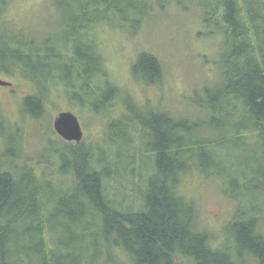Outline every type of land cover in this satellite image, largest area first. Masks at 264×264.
Returning a JSON list of instances; mask_svg holds the SVG:
<instances>
[{
  "label": "trees",
  "instance_id": "16d2710c",
  "mask_svg": "<svg viewBox=\"0 0 264 264\" xmlns=\"http://www.w3.org/2000/svg\"><path fill=\"white\" fill-rule=\"evenodd\" d=\"M171 1L184 10L198 3L208 34L223 35L220 80L194 95L201 112L175 116L128 97L124 115L106 121L102 141L49 138L38 163L57 161L39 171L31 159L19 162L22 129L0 111V264H177L178 256L194 264H264V207L256 204L264 205V0H49L57 21L38 33L14 27L12 0H0V73L36 83L24 99L32 119L60 87L99 116L117 101L124 107L94 29L137 33L158 3ZM132 71L153 85L163 65L142 52ZM225 147L241 152L225 155ZM148 161L154 168L143 178L142 205L115 198L109 180L123 178L124 169L142 176ZM190 172L223 178L224 194L238 201L219 246L180 191Z\"/></svg>",
  "mask_w": 264,
  "mask_h": 264
},
{
  "label": "rangeland",
  "instance_id": "374dc122",
  "mask_svg": "<svg viewBox=\"0 0 264 264\" xmlns=\"http://www.w3.org/2000/svg\"><path fill=\"white\" fill-rule=\"evenodd\" d=\"M187 4L190 8L184 10L176 2L158 3L134 34L107 25L94 29L109 77L118 86L119 94L126 96L122 98L124 107L119 104L121 101H115V106L104 115L99 116L79 100L71 103L65 89L60 87L51 91L41 118L32 119V115L24 112V99L29 93L37 91L36 83L24 77L10 78L0 73V79L12 82L10 86L0 85V111L14 128L20 126L24 137L23 154L26 157L20 158L19 162L28 158L39 171L49 165L48 169L52 171L56 156H52L48 163L39 164L38 155L49 138L63 139L55 129V119L63 111L74 112L83 127L84 137L80 142L72 141L75 144L102 141L107 130L106 121L124 115L128 97L141 106L151 104L160 111H171L175 116L199 114L201 110L194 104V95L195 92L202 94L206 87H213L220 80L219 58L220 51H223V35L220 32L209 35V25L201 17L203 9L196 2ZM9 16L14 20V27L25 26L27 33L46 31L57 21L56 8L49 0H12ZM142 52L152 53L161 61L163 76L160 82L149 85L133 73V65ZM195 98L199 101L204 97ZM135 142L137 145L138 141ZM240 152V149L232 147L224 149L225 155ZM138 156L141 165L143 159ZM122 160L127 163V159ZM149 167L154 168L150 161L148 170L145 169L142 176L133 177L124 169L123 178L109 180L111 194L115 198L126 199L128 204L132 202L134 207L142 205L143 178L148 176ZM223 182L220 177L209 180L197 172H190L184 176L180 188L185 197L194 201L198 225L210 233L215 246L225 241V227L239 208L238 201L224 194L227 185ZM256 204L259 208L264 207L260 201ZM176 262L194 264L184 256H178Z\"/></svg>",
  "mask_w": 264,
  "mask_h": 264
},
{
  "label": "water",
  "instance_id": "95a60500",
  "mask_svg": "<svg viewBox=\"0 0 264 264\" xmlns=\"http://www.w3.org/2000/svg\"><path fill=\"white\" fill-rule=\"evenodd\" d=\"M0 85H12V82L0 79ZM56 131L68 141L80 142L84 137V130L77 115L72 111H63L55 119Z\"/></svg>",
  "mask_w": 264,
  "mask_h": 264
}]
</instances>
